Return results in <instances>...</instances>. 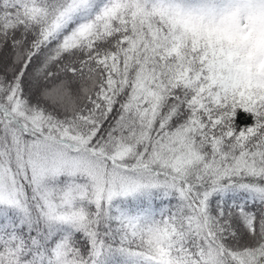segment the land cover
Segmentation results:
<instances>
[{
	"label": "snow or ice",
	"instance_id": "1",
	"mask_svg": "<svg viewBox=\"0 0 264 264\" xmlns=\"http://www.w3.org/2000/svg\"><path fill=\"white\" fill-rule=\"evenodd\" d=\"M0 264H264V0H0Z\"/></svg>",
	"mask_w": 264,
	"mask_h": 264
}]
</instances>
